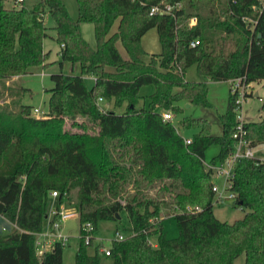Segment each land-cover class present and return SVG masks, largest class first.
Returning <instances> with one entry per match:
<instances>
[{
    "label": "trees",
    "instance_id": "obj_1",
    "mask_svg": "<svg viewBox=\"0 0 264 264\" xmlns=\"http://www.w3.org/2000/svg\"><path fill=\"white\" fill-rule=\"evenodd\" d=\"M25 1L16 7L0 0V100L7 80L48 65L46 13L55 22L60 64L77 65L79 73L50 75L43 117L31 116L32 107L18 103L15 89L9 93L16 109L0 103V215L15 227L0 234V264L63 263L60 242L42 253L35 245L54 190L56 205L76 191L80 243L74 264H100L99 246L88 250L94 236L85 243L83 224L90 222L95 233L99 222L118 221L122 212L130 226L123 240L110 243L112 264H234L241 254L245 264H264V164L239 158L234 165L229 190L234 205L247 210L241 219L221 221L212 210L214 177L205 151L219 145L211 161L216 164L233 150L231 95L219 115V135L208 119L185 117L181 126L197 129L186 144L172 121L162 118L163 111L180 112V101L211 107L205 83L185 79L192 65L213 81L264 82V2L76 0L73 19L62 0H37L31 7ZM176 3L181 7L171 14L149 13L154 5ZM81 23L93 25L95 46L83 37ZM151 28L161 50L145 60L141 37ZM85 77L94 79L92 86ZM144 85L154 86L147 107L140 104ZM98 98L125 108L104 109ZM260 100L261 118L245 123L252 146L264 143V93ZM162 209L175 218V238L163 233Z\"/></svg>",
    "mask_w": 264,
    "mask_h": 264
},
{
    "label": "rangeland",
    "instance_id": "obj_2",
    "mask_svg": "<svg viewBox=\"0 0 264 264\" xmlns=\"http://www.w3.org/2000/svg\"><path fill=\"white\" fill-rule=\"evenodd\" d=\"M37 0H26L24 5L31 7L33 3ZM264 2V0H261ZM16 2V7H20L21 3H17L16 0H7V5L12 6ZM66 6L70 16L73 19L78 17V6L76 0H62ZM44 24L46 26V37L43 40V47L46 51L49 52L48 56V65L45 67L37 66L32 68L30 73L21 75L20 77H13L6 81V86L9 89H6L4 98L0 100V103H10L9 105L16 109L17 107L10 101L15 98L13 95H10L9 91L18 90L20 93L16 96V100L19 104L29 105L32 107L30 111L31 116L36 118L43 117L45 112L48 111V98L50 93L48 89L53 86V81L50 77L54 73H65V74H78L79 69L72 67L68 62L60 64V45L55 39V22L51 16L46 13L44 16ZM117 23L112 27V31L116 30ZM81 31L85 40L91 45L95 46V35L94 27L91 23H81ZM141 45L146 52L144 59H149L151 54H157L160 52L161 47L158 40V34L156 28L149 29L141 37ZM117 47L120 51V54L123 58H127V53L120 42L117 43ZM185 79L187 81L194 82H204L207 88V99L211 103V107H202L198 105H190L188 102H179L178 105L181 107V111L178 113H172L173 117L171 119L172 123L177 128L178 132L183 138H193V134L197 129H188L181 126V121L185 117H194V118H206L211 122V132L212 134L219 135L222 132L221 125L219 123V115L225 113L227 109L228 99H229V87L230 84L228 81H213L211 79L201 76L196 69V65H192L185 70ZM94 79L92 77H85V83L88 87L92 86ZM264 82H253L250 85L249 97L243 103V111L246 116L247 121H258L262 113L260 111L261 100L260 97L264 93ZM24 88V91L21 90ZM8 90V91H7ZM154 91L153 85H144L140 88L139 94L142 96L140 104L144 107L148 105V95ZM255 92H258V95L255 96ZM8 93V94H7ZM189 104V105H187ZM101 107L104 109H113L114 111L121 113L124 110V106L114 107L112 102L101 101ZM33 108H37L38 111H33ZM165 112V111H163ZM77 120L80 122L83 119L78 117ZM71 120H67L65 127H71ZM219 145L214 144L209 146L205 151V164H209L212 161V158L215 157L219 152ZM215 183L219 186V189L223 194H227L228 191L224 190L223 179L222 178H213ZM154 194V191L151 192V195ZM218 194L215 195L213 200L212 210L216 218L221 221L232 223L237 219H241L246 209L241 208L240 206H235L231 199H223L222 201H216ZM52 201V200H51ZM76 201V191L73 190L70 193V198L66 199L64 202L65 208L70 211H75V215L67 218L63 221L60 231L63 235L67 236L68 240L66 241L63 252L62 264H74V256L76 250L80 243V232H79V218L78 214L74 207V202ZM55 203V200L53 199ZM172 213L168 209H162L159 219L162 218V230L167 238H175L178 236V228L176 225L175 218L171 215ZM158 219V220H159ZM130 226L129 220L124 212L121 213V219L118 221H101L97 226V230L94 233V237L98 240L93 241V246H89L88 250L90 252L94 251L95 246L99 247H109L112 239L115 237L116 232H121L124 236L127 235L126 228ZM14 225L9 222L6 218L0 215V234H7L14 229ZM58 231L52 230V234H56ZM151 243L155 244V239L151 238ZM44 245H36L37 252H44L50 249L47 247L49 240L42 241ZM100 254V264H112L110 257L105 256L103 253ZM234 264H245V255H239L235 260Z\"/></svg>",
    "mask_w": 264,
    "mask_h": 264
},
{
    "label": "built area",
    "instance_id": "obj_3",
    "mask_svg": "<svg viewBox=\"0 0 264 264\" xmlns=\"http://www.w3.org/2000/svg\"><path fill=\"white\" fill-rule=\"evenodd\" d=\"M22 0H17V2H20ZM181 4L176 3L174 5L172 4H162V5H154L150 8V14H171L172 11L175 8H180ZM196 21L195 18L191 19V23H194ZM198 40H193L190 45L195 46L198 44ZM230 84L229 87V94L233 98L234 102V108L233 111L235 113V126L234 131L232 133L233 138V150L229 153L227 158H225L220 163H209L206 164V166L213 170V177L214 178H222L223 179V186L224 190H227L228 193L225 195L223 192L219 189V186L213 181L212 190L215 192V195L218 194L216 200H223V199H231L233 197V193L230 192V177L232 176V170L234 168V165L236 161L239 158H250L255 160L256 164H264V143L258 144L261 147L262 154L260 156L256 155L255 148L256 146H252L250 141L247 139V130L245 128L246 117L243 111V103L246 100V94H249L250 85L251 83H246L244 78H234L228 81ZM102 101V98H98V102ZM34 111H38L37 108L34 109ZM173 117L171 112H163L162 118L163 120H171ZM184 142L186 144H191L192 139L191 138H184ZM58 193L57 191H51L50 197L52 199V202L49 205L48 213H47V224L51 227L53 230H57L58 232L54 235L49 231L50 229H44L41 233L37 234V238L35 241L36 245H44L42 241L49 240L48 244H52L55 242H60L61 244L65 245L66 241L68 240L67 236L63 235L60 231V228L62 226L63 221H65L67 218H70L74 216L76 213L75 211H70L67 208H65L64 204L56 205L53 202V199L57 197ZM196 210H198V207H195ZM83 230L85 233L82 235L84 241L86 244H88L93 236V227L90 222H86L83 224ZM125 237L121 232L115 233V240H123ZM99 252L103 253L105 256L110 255L109 247H99ZM39 253V252H38ZM42 253V252H40Z\"/></svg>",
    "mask_w": 264,
    "mask_h": 264
},
{
    "label": "crops",
    "instance_id": "obj_4",
    "mask_svg": "<svg viewBox=\"0 0 264 264\" xmlns=\"http://www.w3.org/2000/svg\"><path fill=\"white\" fill-rule=\"evenodd\" d=\"M258 94V92H255V94ZM254 94V95H255ZM256 96V95H255ZM246 117V116H245ZM246 121H247V119H246ZM255 152H256V155L257 156H260L261 154H262V150H261V147L258 145V146H256V148H255ZM45 229H50L49 231H52L53 229H51V227L49 226V224H47V222H46V224H45ZM94 240H98V239H96L95 237H94V239H93V241ZM48 246L47 247H50L51 248V244H47ZM108 248V247H107Z\"/></svg>",
    "mask_w": 264,
    "mask_h": 264
},
{
    "label": "water",
    "instance_id": "obj_5",
    "mask_svg": "<svg viewBox=\"0 0 264 264\" xmlns=\"http://www.w3.org/2000/svg\"><path fill=\"white\" fill-rule=\"evenodd\" d=\"M255 95L257 96L258 94L256 93ZM187 105H189V104H187ZM117 217H118V215H117Z\"/></svg>",
    "mask_w": 264,
    "mask_h": 264
}]
</instances>
